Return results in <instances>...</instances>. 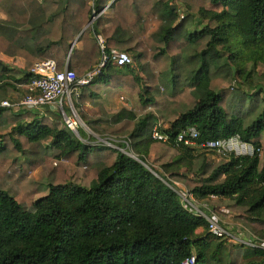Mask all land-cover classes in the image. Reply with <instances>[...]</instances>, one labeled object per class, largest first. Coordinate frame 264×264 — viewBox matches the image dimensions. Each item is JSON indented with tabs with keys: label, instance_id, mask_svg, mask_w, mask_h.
<instances>
[{
	"label": "trees",
	"instance_id": "obj_1",
	"mask_svg": "<svg viewBox=\"0 0 264 264\" xmlns=\"http://www.w3.org/2000/svg\"><path fill=\"white\" fill-rule=\"evenodd\" d=\"M174 1L0 0V56L23 60L21 68L0 60V101L25 92L45 58L83 77L101 61L100 37L104 51H124L132 63L108 62L74 107L124 86L143 111L81 115L117 147L126 141L137 160L58 118L0 106V264H183L191 254L210 264L231 245L243 264H264V250L210 235L165 183L183 181L201 202L223 200L264 240V0H180L183 14ZM159 119L165 142L151 136ZM188 127L197 143L238 135L254 152L210 163L175 141ZM40 166L29 193L24 175Z\"/></svg>",
	"mask_w": 264,
	"mask_h": 264
},
{
	"label": "built area",
	"instance_id": "obj_2",
	"mask_svg": "<svg viewBox=\"0 0 264 264\" xmlns=\"http://www.w3.org/2000/svg\"><path fill=\"white\" fill-rule=\"evenodd\" d=\"M98 39L101 45L102 58L99 65L92 71L86 73L83 77H77L74 71L67 68V65L61 70H58L56 62L51 58L37 61L30 69L31 77L26 84V91L22 97L16 101L4 99L0 101V106L8 107L15 112L39 110L44 106L52 107L55 110L58 109L67 127L78 135V121L74 116L66 114L64 106L66 105L68 109L74 110L72 99L79 96L80 87L87 84L95 75L100 73L108 62H112L116 65L132 63L129 54L124 51L116 49H110L108 52L104 51L102 39L100 37ZM160 127L161 124H156L151 131V136L155 140L165 142L167 140V135L160 132ZM197 137L198 131L194 127H188L181 130L176 135L175 141L186 146L196 147L199 152L216 151L218 153H223L229 151V153L233 152L235 155H251L254 152L252 145L241 141L238 135L228 139L206 140L200 143L195 141ZM108 140L110 141L102 140L99 142L100 140H98L97 142L118 148L123 153L139 160L131 150L125 151V149L117 147L114 142L118 140L111 138H108ZM124 142L128 147V143L126 141ZM168 179L169 181H165V183L177 194L181 205L205 220L206 230L210 235L224 239L230 244L264 250V240L258 238L238 222L229 224L221 218L217 211L199 202L194 195L178 181L170 178ZM211 197L215 198V196ZM194 263V254H191L183 261V264Z\"/></svg>",
	"mask_w": 264,
	"mask_h": 264
},
{
	"label": "rangeland",
	"instance_id": "obj_3",
	"mask_svg": "<svg viewBox=\"0 0 264 264\" xmlns=\"http://www.w3.org/2000/svg\"><path fill=\"white\" fill-rule=\"evenodd\" d=\"M175 4L178 6L179 8V13L183 14L184 13V3L181 2L180 0H175L174 1V6ZM129 57L131 58L132 61V57L129 54ZM161 64V63H159ZM158 64V65H159ZM259 70H264V68L262 66H258ZM24 92H20V95L16 94H12L14 96V98L12 100L9 101H16L18 99H20L22 97ZM74 100L73 104H74ZM138 97L136 95V93L130 94L127 89L124 86H120V87H110L107 90H104L100 93V95L98 97H95L92 102H85L81 105H79V107H74V110H70L67 108V106L65 105V111L67 115H71L74 116L75 119L78 121L77 122V129H81L85 132V136L84 139L87 140V142L90 143H97L98 140H100L99 142H101L102 140H106V141H110L108 140V138L113 139L112 137H115L113 135L110 134H99L97 132H94L93 130L89 129L88 126L85 124L84 120L82 119L81 115L83 113L87 114V115H92V116H96V115H100V109L99 106H102L106 112L112 113V112H116L118 110H120L121 108H126L128 110H135L136 112H138L139 114H142L143 111L139 110V103H138ZM150 110H153L154 112L157 113L158 117L159 114L158 112L151 108ZM14 113H20V112H15L13 110H11ZM30 115H33L35 117L37 116H42L43 118H46L48 122H50V120H55L56 118H58V120H63L62 114L58 111V109H53L52 107H42L39 110H33V111H29L27 112ZM160 120V119H159ZM161 125H166L165 121L163 122V120H160ZM162 125V126H163ZM115 140V139H114ZM120 142H123L122 140H119ZM261 141H262V149H261V158L264 159V130L261 133ZM116 143V142H114ZM123 149H125V151H130L131 149L129 147L126 146L123 147ZM165 147L163 146L160 150H164ZM205 157L207 158L208 162L216 164L218 163L222 157H225L226 155L229 154V151L226 152H212V151H207V152H203ZM19 160H22V157H19ZM149 163H153V161L151 160H147ZM155 164V169L157 171H160L159 168V164L157 162L153 163ZM42 179V167H34L33 169H31L26 175H24L23 180H25L26 182V190L29 193H34L33 188H36V183L40 182ZM183 187H185L186 189H188V185H186L183 181L179 180L178 181ZM36 194V193H35ZM42 194L41 193H37L36 195H29V196H25L26 198H29L30 196H38ZM207 203H211L212 206L216 205V210L218 212V214L222 217V216H226L227 214L224 212H219L218 208H222L224 210H227L224 207V201L223 200H217L216 198H209L207 200H204ZM201 202V201H199ZM202 203V202H201ZM239 213V211H236V213L232 216H230V218H228L227 220H231L230 222H236V215ZM238 246V245H237ZM232 245L227 247L223 252L220 251V255L217 258V261L211 262L210 264H232V261H235L236 264H243L245 262V259L242 257L243 255V251H234L235 249H232Z\"/></svg>",
	"mask_w": 264,
	"mask_h": 264
},
{
	"label": "crops",
	"instance_id": "obj_4",
	"mask_svg": "<svg viewBox=\"0 0 264 264\" xmlns=\"http://www.w3.org/2000/svg\"><path fill=\"white\" fill-rule=\"evenodd\" d=\"M104 15H107V16H111L112 15V11L110 8H106L105 10H103L102 12ZM0 60L3 62V63H6L8 64L9 66H12V67H17V68H21L23 67V60L21 58H17V59H12V58H9V57H6V56H3L1 55L0 56ZM14 98V96L11 94L8 98L6 99H9V100H12ZM212 203V202H211ZM210 202L207 203L205 201H202V204L204 206H207L213 210H216V205H213L211 204ZM218 211L219 212H225L227 215L226 216H222L221 218H223L226 222H228L229 224H232L234 222H230L231 220H227L228 218H230V216L234 215L236 212H232V211H229V210H224L222 208H218ZM204 232V228L203 227H199L196 229V234H200V233H203Z\"/></svg>",
	"mask_w": 264,
	"mask_h": 264
},
{
	"label": "water",
	"instance_id": "obj_5",
	"mask_svg": "<svg viewBox=\"0 0 264 264\" xmlns=\"http://www.w3.org/2000/svg\"><path fill=\"white\" fill-rule=\"evenodd\" d=\"M74 44V42L72 43V45Z\"/></svg>",
	"mask_w": 264,
	"mask_h": 264
}]
</instances>
